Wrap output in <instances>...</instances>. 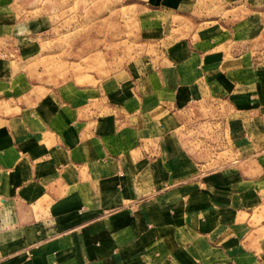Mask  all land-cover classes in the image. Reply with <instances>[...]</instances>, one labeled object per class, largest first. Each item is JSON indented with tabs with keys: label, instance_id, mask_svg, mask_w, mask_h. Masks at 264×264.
I'll return each instance as SVG.
<instances>
[{
	"label": "crops",
	"instance_id": "0c3cea01",
	"mask_svg": "<svg viewBox=\"0 0 264 264\" xmlns=\"http://www.w3.org/2000/svg\"><path fill=\"white\" fill-rule=\"evenodd\" d=\"M199 1L159 0L161 57L85 84L37 83L0 18V264H264V0H223L232 31ZM205 94L233 161L190 172L169 120Z\"/></svg>",
	"mask_w": 264,
	"mask_h": 264
},
{
	"label": "rangeland",
	"instance_id": "374dc122",
	"mask_svg": "<svg viewBox=\"0 0 264 264\" xmlns=\"http://www.w3.org/2000/svg\"><path fill=\"white\" fill-rule=\"evenodd\" d=\"M158 7L159 0H0V18L29 43L34 57L28 70L37 83L85 84L161 57L163 43L154 31ZM229 7L223 0L199 1L189 22L196 27L217 20L232 31L243 21L244 9H233L230 15ZM256 51L264 56V49ZM228 103L226 96L205 94L169 120L176 129L166 145L183 155L190 172H209L233 161L229 124L239 116L234 119Z\"/></svg>",
	"mask_w": 264,
	"mask_h": 264
}]
</instances>
